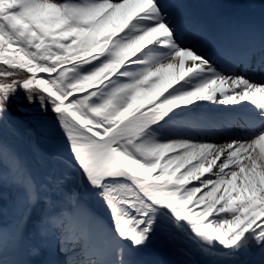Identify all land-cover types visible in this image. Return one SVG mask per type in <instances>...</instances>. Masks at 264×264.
Returning <instances> with one entry per match:
<instances>
[{
    "label": "snow or ice",
    "instance_id": "obj_1",
    "mask_svg": "<svg viewBox=\"0 0 264 264\" xmlns=\"http://www.w3.org/2000/svg\"><path fill=\"white\" fill-rule=\"evenodd\" d=\"M178 31L162 0H0V123L23 91L67 143L49 158L70 208L58 218L63 260L48 264H136L157 235L179 243L184 264H214L217 252L249 264L253 250L264 264V80ZM203 102L239 106L249 136H182ZM24 183L38 201L42 186L27 173ZM94 230L104 243L88 253ZM0 264H12L2 240Z\"/></svg>",
    "mask_w": 264,
    "mask_h": 264
},
{
    "label": "rangeland",
    "instance_id": "obj_2",
    "mask_svg": "<svg viewBox=\"0 0 264 264\" xmlns=\"http://www.w3.org/2000/svg\"><path fill=\"white\" fill-rule=\"evenodd\" d=\"M248 1L163 0L174 10V16H177L175 22L179 29L185 31L189 27L196 26L203 34H207V39L210 38L213 28L218 26L225 16H235L243 12L248 5H251L248 8L251 15L263 17L264 0H250L251 3ZM46 129L48 134L45 135L31 130L25 141L23 134L18 132L17 136L21 138V150H23L20 154L8 148L0 137V240L4 244V258L12 264H24L28 259L36 263L39 262L36 260L46 258L51 253L52 242L60 238V228L56 226L59 222L58 218L70 208L68 198L70 185L59 179V170L49 163L50 154L53 152L49 147L51 149L58 147L59 153L67 155V143L55 122L47 123ZM181 135L184 136L182 132ZM17 164L19 167L16 166ZM25 173L30 174L36 183L42 186L38 201L29 199L24 183ZM84 208L90 213L99 214L105 220L108 218V210L95 199H86ZM97 233L94 230L92 236ZM99 236L103 245V236ZM157 237L168 251L167 254L173 256L174 252L179 250V243L174 244L164 235ZM154 241L156 237L146 248L135 253L133 259L136 264H176L178 259L175 261L167 255L162 260L153 251ZM37 246L41 249V253L35 256L32 254V249ZM242 259L251 260L249 264H259L255 250ZM184 261L185 259L183 263ZM213 261L214 264H232V258L220 252L216 253Z\"/></svg>",
    "mask_w": 264,
    "mask_h": 264
},
{
    "label": "trees",
    "instance_id": "obj_3",
    "mask_svg": "<svg viewBox=\"0 0 264 264\" xmlns=\"http://www.w3.org/2000/svg\"><path fill=\"white\" fill-rule=\"evenodd\" d=\"M0 67H3L0 65ZM49 122H55L53 113L43 110L39 103H29L23 91L17 93L10 106L9 117L0 123V137L2 142L8 148L22 153L21 138H18V132L23 134V140H27L31 130L40 135L48 134L46 126ZM53 152H58V147H49Z\"/></svg>",
    "mask_w": 264,
    "mask_h": 264
},
{
    "label": "bare ground",
    "instance_id": "obj_4",
    "mask_svg": "<svg viewBox=\"0 0 264 264\" xmlns=\"http://www.w3.org/2000/svg\"><path fill=\"white\" fill-rule=\"evenodd\" d=\"M248 3H251V1L249 0ZM250 6L251 5H248L246 7L249 8ZM255 9L258 10L257 8H255ZM245 12H246V10H244V12L239 13L236 17L229 18V19H231V23L232 24L230 25L228 31H229V35H231L232 38L229 36V40H227L225 37H223L222 42L220 41L221 42L220 45L224 49H226L227 51H231V52L232 51H236V49H234V47H236V42H234L232 40H234L237 37H239L238 35L241 32V25H239L238 23L242 22L241 19H243V21L245 20L246 22H248V23L251 24V27H249V28L244 27V28H246L244 30V35H245L246 39H249L248 41H250V43L254 44L255 47H257V48H263L264 49V45H263L264 44V37L263 38H260V30H259V27H257L259 25V23L264 24V16L261 19L262 21L259 22V21L256 20V18H255L256 16L254 17V20L248 19V16L249 15H245ZM225 20H226V18L222 19L220 21L219 25L218 26L216 25L213 28V33L214 34L221 33V34L224 35V33L226 32L225 24H226V21H227V20L226 21ZM254 23H256V24H254ZM252 26H253V28H252ZM250 30H251V32H250L251 34L249 33ZM201 106H203L204 109H207L208 110V108H212V107L214 108V107H216V104H213L211 102H203ZM221 138L225 139V136H222ZM243 138H247V137H240L238 139H243ZM218 142H220V141H218ZM99 234L100 233H97V235L94 238L95 241L93 242V245H94L95 249L96 248L99 249L101 247L100 246V243L98 242V236H99ZM162 242H163V240H162ZM154 243H153V246L154 247L152 249H153V251L156 252V254L162 260H164L166 258V256L168 255V258H173V260H175V261L178 259L176 261V264H184L183 263V260L185 259V257L181 254V251L180 250L175 251L174 254H173V256H172L169 253L167 254L168 251H166L165 248L162 246V244L159 241V239H158L157 236H156V241H154ZM162 253H164V254L162 255ZM249 262L251 263L252 261L250 260Z\"/></svg>",
    "mask_w": 264,
    "mask_h": 264
}]
</instances>
